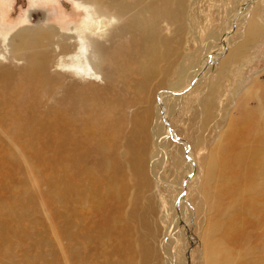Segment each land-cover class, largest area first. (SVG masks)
<instances>
[{"label": "rangeland", "instance_id": "1", "mask_svg": "<svg viewBox=\"0 0 264 264\" xmlns=\"http://www.w3.org/2000/svg\"><path fill=\"white\" fill-rule=\"evenodd\" d=\"M0 264H264V0H0Z\"/></svg>", "mask_w": 264, "mask_h": 264}, {"label": "bare ground", "instance_id": "2", "mask_svg": "<svg viewBox=\"0 0 264 264\" xmlns=\"http://www.w3.org/2000/svg\"><path fill=\"white\" fill-rule=\"evenodd\" d=\"M132 18H137V19H139L137 16H135V15H133L132 16ZM132 18L130 19V20H132ZM133 22V21H132ZM149 23V22H148ZM133 25H135V26H137V27H139V28H141V29H143L144 30V32H146V30H147V25L144 23V22H141V21H137V22H134V24ZM255 25V24H254ZM149 26V25H148ZM24 34H26L25 32H24ZM24 34H22V35H24ZM76 40H75V51H71V56H70V58H75V56H77L78 55V53L79 52H81V51H84V49L86 48V43L85 44H83L81 41L82 40H84V38L80 35V33H79V30H78V35H77V38H75ZM153 44V43H152ZM65 49H68L67 47L65 48ZM73 63H74V61L72 60V62H67V61H65L63 64L65 65V66H72L73 65ZM92 75V74H91ZM210 164H211V171H212V175L214 176H217V175H219L220 174V169H221V163L217 160V159H215V161H210ZM210 169V168H209ZM214 178H216V177H214Z\"/></svg>", "mask_w": 264, "mask_h": 264}, {"label": "water", "instance_id": "3", "mask_svg": "<svg viewBox=\"0 0 264 264\" xmlns=\"http://www.w3.org/2000/svg\"><path fill=\"white\" fill-rule=\"evenodd\" d=\"M30 32H32V33H34V31H32V29L31 30H29ZM15 48V47H14ZM45 55V57L47 58V52L45 51V50H41V51H39V52H37V54L34 56V57H30L29 55L27 56V58H26V66H25V69H33L34 71L36 70V69H38L37 67H39V65H40V59H41V55ZM58 63V62H57ZM44 73H45V75L46 76H48L49 77V72H48V70H47V67H46V69L44 70Z\"/></svg>", "mask_w": 264, "mask_h": 264}]
</instances>
